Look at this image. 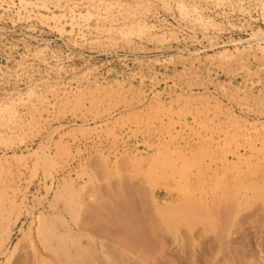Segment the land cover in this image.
I'll list each match as a JSON object with an SVG mask.
<instances>
[{
    "label": "rangeland",
    "instance_id": "obj_1",
    "mask_svg": "<svg viewBox=\"0 0 264 264\" xmlns=\"http://www.w3.org/2000/svg\"><path fill=\"white\" fill-rule=\"evenodd\" d=\"M0 264H264V0H0Z\"/></svg>",
    "mask_w": 264,
    "mask_h": 264
},
{
    "label": "bare ground",
    "instance_id": "obj_2",
    "mask_svg": "<svg viewBox=\"0 0 264 264\" xmlns=\"http://www.w3.org/2000/svg\"><path fill=\"white\" fill-rule=\"evenodd\" d=\"M153 221H155V219H154ZM136 223H137V224H136ZM138 223H139V224H138ZM153 223H154V222H153ZM127 224H129V223L127 222ZM130 224H131V222H130ZM133 224H136V225H137V226L135 225L136 227L133 225L135 228H137V227H139V228H138V229H135V228L132 226V224H131V227H128V226H130V225H128V226H127V225H123V227H124V226H125V227H126V226L128 227V228L125 229L126 231H127V229H129L128 232H126L127 234H130V232H131V234H132L133 236H132L131 234H130V235H131L132 237H134V233L137 232V231H134V233H133V231H130V229L134 228V229H132V230H138V233H137V234H139V229H140L141 233H143V234H142V235L139 234L140 236L138 237V235H136V233H135V237H136V238H134V239L138 240V238H139V241H138L139 243H140V242H144V244H146L147 242L150 243L151 241L154 243V241L151 240V238H150V239L147 238V239H148L147 241H146V238H145V240L140 241V237H141V239H142V237H146V236L149 237V236H148L149 233L146 231V230H147V227H146V228H143V226H140L141 222H137V221H136L135 223H133ZM138 225H139V226H138ZM141 225H143V222H142ZM140 227H141V228H140ZM150 228H151V227H150ZM153 228H154V234L157 233L158 231H155V227H154V225H153ZM145 229H146V230H145ZM156 229H157V228H156ZM122 230H124V229H122ZM125 230H124V232H123L124 234H125ZM143 230H145V232H147V235L143 232ZM148 230H150V229H148ZM152 230H153V229L151 228V230H150L151 233H153ZM143 235H144V236H143ZM145 235H146V236H145ZM155 235L157 236V234H155ZM128 237H130V236H128ZM128 237H126V238L129 239ZM131 239H132V238H131ZM131 239H130V240H131ZM132 240H133V239H132ZM149 240H151V241H149ZM134 242H135V240L133 241V243H134ZM152 242H151V243H152ZM135 243L137 244V242H135ZM135 243H134V244H135ZM149 243L146 244V249H148L147 247L149 246ZM141 244H143V243H141ZM141 244H139V245H141ZM144 244L142 245L143 247H144ZM151 245H153V244H151ZM151 245H150V246H151ZM153 246H154V245H153ZM144 248H145V247H144ZM150 248H153V247L151 246Z\"/></svg>",
    "mask_w": 264,
    "mask_h": 264
}]
</instances>
